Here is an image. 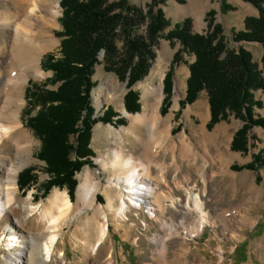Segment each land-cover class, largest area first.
<instances>
[{
  "label": "rangeland",
  "instance_id": "rangeland-1",
  "mask_svg": "<svg viewBox=\"0 0 264 264\" xmlns=\"http://www.w3.org/2000/svg\"><path fill=\"white\" fill-rule=\"evenodd\" d=\"M127 1L132 6H138L145 14L152 0ZM59 2L60 0L37 1L38 8L33 23L39 29L43 19L50 20L52 24L47 36L49 35L48 38L55 43L41 56L40 67L44 55L52 53L56 57L60 56L59 48L63 37L55 35L61 32L59 19L62 8ZM225 3L233 9L222 11L221 0H166L164 4L159 5L170 26L162 33L163 37L154 47L156 58L149 73L130 88H127V78L122 81L116 74L106 72L103 52L99 55V64L94 67L91 77L95 84L90 92L92 118L102 116L107 107L118 116L112 118L111 124L97 122L91 127L90 149L94 155L91 158L93 166L84 165L75 176L76 187L71 200L74 211L59 225L58 242L53 258L48 264H264V129L252 127L247 134V152H234L230 150L231 137L241 128L243 122L230 114L226 120H221L208 129L210 116L206 91L198 94L193 104L185 106L178 112L179 102L185 97L188 66L195 60L194 56L187 54H183L181 61L173 68L170 107L165 115L160 114L163 98L162 79L171 65L173 55L180 48L178 41H169L164 36L187 15L193 18V33L202 34L207 29L206 14L213 10L214 23L222 26L227 49L237 50L242 47L251 54L252 62L261 70L263 46L256 42L235 43L232 40L236 32L244 30V20L247 17H258V11L242 0H225ZM30 5V2L0 0V10L6 9L11 14L9 20L3 23L4 26L9 24L13 28L15 26L13 21L22 24ZM144 30L145 27L140 28L139 32L144 33ZM11 32V28L0 26V45L3 41L11 44L13 36ZM116 45L118 52H122V41L118 40ZM8 51L9 47L3 52L0 51V73L6 68L4 61L8 57ZM45 66L46 64L44 68ZM41 70V77H30L24 84V103L20 113L22 125L30 132L34 141L30 163L21 171L29 167L34 168L33 174L37 181L23 194L17 186L15 193L16 203H28L36 207L37 211L27 220H24L25 213L20 211L14 213L9 211L0 217V235L6 225H14L13 228H16L18 233L32 237L37 245L44 241L40 234L44 233L47 224L40 212L47 206L48 199L56 190L69 195L65 187H52L47 195L41 198V185L48 180L45 164L37 159L41 141L26 126L28 118L35 116L38 108H31L25 98L26 87L41 84L53 75L50 70L45 71L42 68ZM59 85L60 83L48 84L45 89L57 90ZM100 87H103V95L98 102L96 97ZM153 87H158L161 93H155L150 89ZM130 90L138 94L140 110L135 114L125 112L128 115L146 112L147 115L154 116L156 122L153 127L133 125L131 116L123 115L124 96ZM254 99L264 105V93L261 90L254 92ZM253 114L255 118H264V108L254 107ZM118 118H124L125 124L115 125ZM131 129L135 136L132 135ZM215 131L220 133L219 137H223L221 146L208 141L209 138H213ZM116 150L124 157L132 154L135 161L137 160L136 163L144 168L149 167V177L157 180L154 186L157 188L156 194L159 195L157 202L159 208L157 207L158 212H154L155 214L150 213L154 206H148L146 202L142 204L137 202L140 208L129 209L126 217L117 220L108 215L109 212L105 209L107 198L103 190L107 186V181L109 179L115 181L121 171L103 169L97 160L106 156L110 162L113 151ZM230 153H234L240 159L234 164L239 167L236 166V169H233L235 171L229 172L238 180H231L230 176L222 179L224 177L218 175V172L230 163L228 159ZM256 154H261L263 162L254 164L253 170L238 169L253 162L252 158ZM178 158H183L184 180H170L173 176L170 173L172 164L175 165ZM166 167L168 180H164L163 177ZM84 169L90 171L93 181L98 186L94 195L95 202L90 208L77 204L78 176ZM108 190L116 203L114 208L116 210L120 204L121 191L115 187ZM189 193L198 195L203 204L202 213L205 214L207 223L202 230L199 228L200 211L192 202L189 203V209L186 207ZM93 209H97L98 215H93ZM159 211L164 214L162 215L164 219L174 223L178 232V236H173L166 242L165 254H161L159 246L152 241L156 235L166 236L161 221L157 220L160 216ZM105 214L108 215L107 220L104 219ZM103 225L107 226L108 234L106 233L105 240L94 252L92 247L97 244ZM6 244L3 242L2 246L0 245V264L8 261L4 251ZM248 246L252 254L247 251Z\"/></svg>",
  "mask_w": 264,
  "mask_h": 264
},
{
  "label": "trees",
  "instance_id": "trees-1",
  "mask_svg": "<svg viewBox=\"0 0 264 264\" xmlns=\"http://www.w3.org/2000/svg\"><path fill=\"white\" fill-rule=\"evenodd\" d=\"M165 1L152 0L144 14L127 0H60L61 32L55 34L63 37L60 56L48 53L41 63V68L52 71L53 75L43 83L31 84L25 89L30 107L38 108L36 115L28 118L26 126L41 141L37 159L45 164L48 175V180L41 185V198L52 187H65L72 200L76 174L84 165L93 166L92 125L97 122L111 124L112 118L118 116L107 107L102 116L92 118L90 92L95 84L91 77L94 67L99 64V55L103 52L106 72L116 74L122 81L127 78V88L144 79L156 58L154 47L170 26L159 7ZM242 1L252 5L259 15L247 17L244 30L236 32L232 40L235 43L256 42L264 48V0ZM221 8L224 12L233 9L225 0H221ZM214 14L213 10L206 14L205 33H193L191 20L185 18L164 36L169 41H178L180 48L162 79L160 114L165 115L170 107L174 66L183 54L194 56V62L188 66L185 97L179 102L178 112L206 91L210 116L207 128L232 114L243 125L234 133L230 150L246 153L249 130L254 126L264 129V118H255L253 114L254 107L264 108L262 102L254 99V92L261 90L264 93V52L260 70L252 62L251 54L242 47L228 50L222 26L214 23ZM143 27L144 33H140L139 29ZM118 40L123 45L120 53L116 45ZM56 83H60L57 90L45 89L48 84ZM138 100V94L132 90L125 94L124 109L128 114L139 112ZM114 124L124 125L125 120L118 118ZM252 159L253 162L238 169L253 170L254 164L263 162L261 154ZM33 171L34 168L29 167L18 174L17 186L22 194L36 184Z\"/></svg>",
  "mask_w": 264,
  "mask_h": 264
},
{
  "label": "bare ground",
  "instance_id": "bare-ground-1",
  "mask_svg": "<svg viewBox=\"0 0 264 264\" xmlns=\"http://www.w3.org/2000/svg\"><path fill=\"white\" fill-rule=\"evenodd\" d=\"M37 1L18 0V2H30L31 5L26 11L25 18L22 19V24L19 25V23L16 24L17 21H13L15 22V24L13 23L15 25L13 28L9 24H6V26L3 24L9 20L11 14L6 9L0 10V23H2L0 26L11 28L13 35L11 44L3 41V44L0 45L1 52L6 47H9L8 57L6 60L4 59L6 68H4L3 73H0V217L9 211L13 213L20 211L25 213L24 220L34 215L37 208L28 203L20 204L15 201L17 176L22 168L30 163L34 143L32 135L24 128L20 120V113L24 103L23 88L28 78H39L42 76L40 67L41 56L55 45L54 41L48 38L49 35L47 36L52 22L43 19L42 23H40L42 26L39 29L33 23L38 8ZM160 63L161 58H159ZM150 89L154 90L155 93H161L158 87ZM102 90L103 87L97 90L96 100L98 102L102 98ZM155 110H158V105L155 106ZM122 111L123 115L131 116L133 125L150 128L156 122L154 116H149L146 112L128 115L124 109ZM219 134L215 131L213 138L216 139V144L221 146L223 145L221 141L223 137H219ZM132 135L135 136L133 132ZM136 161L132 154L124 157L119 150L113 151L110 162H108L106 156L97 160L103 169H118L121 171V174L114 179L115 181H112L113 179L107 181V186L103 190L107 198L105 209L109 212L108 215L113 216L114 219L119 220L122 217H126L127 212L131 208L138 209L139 205L137 202L139 204L146 202L148 206H154L155 208L150 209L151 214L158 212L157 207L159 208V206L157 202L159 195L156 194L157 188L154 186L157 180L149 177V167L144 168L141 164L136 163ZM78 179L77 204L90 208L95 202L94 195L97 192L98 186L93 181L90 171L86 169L80 173ZM112 187L121 191L120 204L116 210H114L116 203L109 195L108 190ZM141 198L144 199L139 200ZM187 200L186 207L188 209L189 203L192 202L195 208L200 211L201 222L199 228L202 230L207 223L206 216L202 213L203 204L198 195L189 193ZM73 211L74 205L69 196L60 191H54L48 199L47 206L40 212L47 225L44 233L40 234L42 235L40 238H43L44 241L39 243V245L35 243L32 237L18 233L17 229L13 228L14 225H6L0 235V245L2 246L3 242H5L8 247V250H4L8 259L4 264H48L51 258H53L54 249L58 242L59 225ZM93 213V215H98L97 209H93ZM108 215L105 214L104 219L107 220ZM159 215L157 220L161 221L162 229L166 232V236L156 235L152 238V241L159 246L161 254H165L166 242L171 237L178 236V232L172 221L163 218L162 215L164 214L162 212ZM154 218L156 219V216ZM106 233L108 234L107 226L103 225L100 237L97 244L92 247V251L95 252L105 240Z\"/></svg>",
  "mask_w": 264,
  "mask_h": 264
},
{
  "label": "crops",
  "instance_id": "crops-1",
  "mask_svg": "<svg viewBox=\"0 0 264 264\" xmlns=\"http://www.w3.org/2000/svg\"><path fill=\"white\" fill-rule=\"evenodd\" d=\"M178 11H182V10H178ZM185 18H189V19H191V21H192V23H194V21H193V18L190 16V15H187V16H185ZM125 117V116H124ZM169 122H170V120H169ZM131 131H132V129H131ZM133 132V131H132ZM233 136V135H232ZM211 137V136H210ZM231 140H232V137H231ZM208 141L209 142H211V141H213V142H215V140H214V138H209L208 139ZM90 147H91V145H90ZM94 151V150H93ZM239 156H237V155H235L234 153H230L229 154V156H228V159H229V161H230V163L229 164H227V166H226V168L225 169H223V170H221V171H219L218 172V175H222L224 178H222V179H225V176H230V178H231V180H238V179H236L235 177H234V175L233 174H230L229 172H231L232 173V171H235V170H233V169H236L235 167L237 166V165H234L235 163H237V161L239 160L240 161V159L238 158ZM237 167H239V166H237ZM231 169V170H230ZM167 171H168V168L166 167L165 168V174H164V180H168L169 178L167 177L168 175H167ZM241 171V170H240ZM154 172H155V170H154ZM156 173V172H155ZM170 173L173 175L171 178H170V180H184V167H183V158H181V159H179L178 158V161L175 163V165H173L172 164V170H170ZM169 173V174H170ZM260 175H262V173H260ZM246 249H247V251L248 252H250V254H252L251 253V251H250V247L248 246V247H246Z\"/></svg>",
  "mask_w": 264,
  "mask_h": 264
},
{
  "label": "built area",
  "instance_id": "built-area-1",
  "mask_svg": "<svg viewBox=\"0 0 264 264\" xmlns=\"http://www.w3.org/2000/svg\"><path fill=\"white\" fill-rule=\"evenodd\" d=\"M4 250H8V247L5 245Z\"/></svg>",
  "mask_w": 264,
  "mask_h": 264
}]
</instances>
